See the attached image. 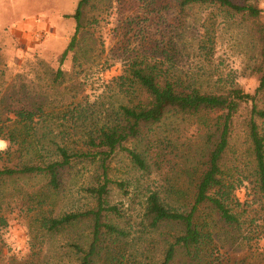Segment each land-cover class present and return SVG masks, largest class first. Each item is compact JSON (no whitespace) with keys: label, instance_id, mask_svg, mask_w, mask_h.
I'll list each match as a JSON object with an SVG mask.
<instances>
[{"label":"rangeland","instance_id":"obj_1","mask_svg":"<svg viewBox=\"0 0 264 264\" xmlns=\"http://www.w3.org/2000/svg\"><path fill=\"white\" fill-rule=\"evenodd\" d=\"M250 1L263 10L264 21V0ZM78 2L0 0V138L9 143L0 148V168L28 162L27 154L37 151L54 157L59 144L77 147L72 139L87 138L96 125L115 115L126 99L107 82L120 73L130 55L161 51L174 55L179 72H193L203 65L214 74L210 84L203 83L205 90H219L229 80L249 93L258 85L259 74L254 67L259 61L260 44L241 18L218 15L214 57L208 63L197 48L196 40L201 34L198 21L216 10L194 7L180 12L176 0H92L85 21L94 22L81 31L76 52L82 64H74L69 55L62 66L67 80L55 89L52 73L74 32L75 21L69 15ZM57 91L66 93L65 100L52 98L59 94ZM46 99L48 105L44 103ZM40 103L43 108L38 112ZM258 105L264 107V98ZM54 107L60 117H54ZM23 109L36 111L32 122L19 120L17 113ZM247 110L242 108L234 119L224 164L235 178L243 179L235 193L241 202L254 206L255 211L247 216L255 220L252 226L247 222L240 228L224 223L217 214L208 221L215 225L214 244L225 262L264 264V196L256 194L253 187ZM26 126L30 128L29 135ZM12 131L26 137L33 146L11 144ZM206 133L194 117L172 111L153 126L151 146L141 140L129 143L147 160L146 171L134 167L121 153L115 157L111 177L127 181V186L111 188L108 201L119 205L122 214L110 219L129 236L113 239L116 244L102 252L99 264H111L112 256L120 260L118 264H158L162 260L166 241L177 230L166 225L148 232L141 219L145 199L149 192L157 191L167 207L183 209L212 144ZM94 173L93 166L74 163L63 172L61 188L51 196L50 206L32 212H27L34 205L29 197L44 193L46 179L39 176L4 180L0 216L6 217L7 226H0V264H75L73 245L87 246L91 223L83 221L66 232L52 234L40 229L38 219L50 209L59 216L92 207L93 200L84 188ZM185 259L179 251L171 264H186Z\"/></svg>","mask_w":264,"mask_h":264},{"label":"trees","instance_id":"obj_2","mask_svg":"<svg viewBox=\"0 0 264 264\" xmlns=\"http://www.w3.org/2000/svg\"><path fill=\"white\" fill-rule=\"evenodd\" d=\"M176 1L180 12L194 7L216 10H210V14L198 21L201 34L196 40L197 48L200 53H204L203 57L208 63L214 57L215 25L220 13L231 18L239 17L248 24L260 44L259 61L254 67L259 74L258 85L253 93H249L233 80H229V85L224 82L225 87L219 90H205L203 83L210 84L214 74L204 69L203 65L193 72H179L174 55L163 54L162 51L158 54L153 52L130 55L121 65L120 73L107 82L115 85L126 99L125 103L119 105L115 115L101 125H96L90 130L87 138L72 139L77 147H69L66 143L59 144L54 157H45L42 152L37 151L27 154L30 158L28 162L0 168V195L6 179L39 176L46 179L44 193H40L38 197H29L34 205L29 207L27 212L50 206L48 201L51 196L61 188L63 172L74 163L85 162L95 168L91 183L84 188L93 200L92 207L83 211L64 212L59 216H54L53 210L50 209L43 211L38 219L40 229L52 234L66 232L83 221L91 223L87 246L77 243L73 245L77 255L75 264H99L102 252L110 250V246L116 244L113 239L129 236L128 231L110 219L122 214L119 205H111L108 201L111 188L113 185L120 189L127 186V181L111 177L113 160L121 153L134 167L146 171L147 160L135 145L131 146L129 143L141 140L151 146L149 136L153 126L172 111L194 117L206 130V139L212 144L189 201L182 210L167 207L157 191L149 192L145 199L141 219L148 232L159 231L166 225L177 230L176 234L170 235V239H166L164 255L158 264H171L179 251L185 255L186 264H234L228 260L225 262L219 256L220 251L215 246L213 237L212 226L215 225H212L208 218L211 219L213 214H217L221 221L236 228L247 222L252 226L255 220L254 216H247L255 211L254 206L249 205L247 201L241 202L235 193L243 179L239 176L235 178L231 169L225 167L224 159L230 144L234 119L239 111L246 107L247 139L254 170L253 187L256 194L264 196V107L258 105L259 100L264 98V21L261 20L263 10L250 0ZM91 2L92 0H79L74 13L69 15L75 21V28L67 47L58 58L57 69L52 73L55 89L63 86L67 80L62 66L69 55H72L74 64H82L76 52L79 50L81 31L94 22V19L85 21L86 9ZM57 92L59 94L52 98L65 100L66 93ZM45 102H48L47 99ZM42 103L36 108L38 112L42 111ZM35 112L23 109L17 116L20 121L30 123ZM52 112L54 117H60V112L55 107ZM61 125L65 126V123ZM26 130V135H29L30 128L27 127ZM9 142L28 148L33 146L28 143L26 137L13 131L9 134ZM4 144L9 143L0 138V148ZM7 152L10 159L11 153ZM2 157L0 155V158ZM0 226H7L5 216H0ZM120 256L123 257V254ZM111 258V264H118L120 261L116 256Z\"/></svg>","mask_w":264,"mask_h":264},{"label":"crops","instance_id":"obj_3","mask_svg":"<svg viewBox=\"0 0 264 264\" xmlns=\"http://www.w3.org/2000/svg\"><path fill=\"white\" fill-rule=\"evenodd\" d=\"M3 25H7V24H3ZM3 25H2V26H3ZM2 26H1V27H2Z\"/></svg>","mask_w":264,"mask_h":264}]
</instances>
